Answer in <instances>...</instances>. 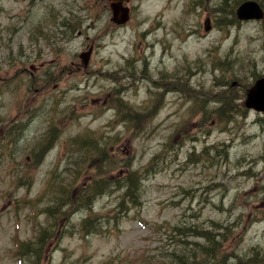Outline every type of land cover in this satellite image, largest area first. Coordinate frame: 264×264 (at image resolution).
Instances as JSON below:
<instances>
[{"label":"rangeland","instance_id":"obj_1","mask_svg":"<svg viewBox=\"0 0 264 264\" xmlns=\"http://www.w3.org/2000/svg\"><path fill=\"white\" fill-rule=\"evenodd\" d=\"M244 1L130 0L118 25L110 0H0V264L47 227L35 264L200 257L205 238L176 225L217 233L207 264L264 261V112L245 106L264 18L239 19ZM129 168L140 198L121 208ZM103 175L113 185L79 204Z\"/></svg>","mask_w":264,"mask_h":264},{"label":"trees","instance_id":"obj_2","mask_svg":"<svg viewBox=\"0 0 264 264\" xmlns=\"http://www.w3.org/2000/svg\"><path fill=\"white\" fill-rule=\"evenodd\" d=\"M173 82L174 84L182 85V82L179 79H175ZM219 110L222 112V106L216 108L215 113H218ZM208 111L209 110H206L205 114H207ZM129 114L139 116V113L137 112H134V113L132 112ZM128 119L135 126H137L140 123V120L136 118L128 117ZM92 143L90 146L86 147V152H87V157L89 159L93 158L94 160L98 157V155H93L92 148L94 146H97V143L94 141ZM155 163H153L152 166H154ZM106 170L107 171L113 170V168L109 167ZM140 174L137 171L134 172L132 168H129V172L125 174V177L123 179L118 176V178L120 179L119 180L117 179V181L122 180V183L127 188L125 190L124 196H122V199L120 200V203L118 204L119 207L122 208L124 204L127 205V203L131 199L140 198V194L138 193L139 189L142 187L141 180L139 179ZM107 180L108 179L105 178V175H103L102 177L96 178V180L92 181L88 188L87 193L84 192L81 195L82 200H79V204L81 205L90 204L92 202L91 199L94 196H97L98 194L104 192L107 186L113 185L110 181H107ZM123 184H120V182H116L117 188L118 186H121L123 188ZM64 190H65V187L62 189L61 194H59V196H57L53 200V202L50 204L51 206L48 207L49 215L54 214V211H53L54 208L56 209V208H59L60 206L66 205L64 202H60V199H59L60 195L64 193ZM71 196L72 194L69 195L68 198L70 199ZM70 202L72 201L70 200ZM115 213H116V218L119 220L120 212H115ZM65 217H66V213L62 215V219H64ZM89 220L90 219H87L86 222H88ZM92 220H95V219L92 218ZM173 229L179 234H185V235H190L194 237L205 238L206 242L203 245H199L200 246L199 249L202 253L200 257H197L198 253H192L190 249L186 248L176 253L174 258L169 264H207L209 260H215V262H217L218 258L219 259L222 258L223 254L222 252L221 253L219 252V249L221 248V246H219V241L216 239L217 233L213 231L212 229L206 228L203 230H194L193 228L188 227V225L187 226L176 225L173 227ZM53 236H54V233L53 231H51V227H47L46 229L41 228L34 239L20 241L19 246H18V252L22 256L20 259L21 260L20 264H35L32 261L36 260V258H33V260L30 261L26 259V256H30V257L41 256L42 257L43 252L46 253L47 248H48V243L50 239H52ZM261 259H264V257H262Z\"/></svg>","mask_w":264,"mask_h":264},{"label":"water","instance_id":"obj_3","mask_svg":"<svg viewBox=\"0 0 264 264\" xmlns=\"http://www.w3.org/2000/svg\"><path fill=\"white\" fill-rule=\"evenodd\" d=\"M123 3L124 0H112L113 20L118 24L126 23L130 19V9L124 6ZM237 16L243 20L262 19L264 17V9L257 1L248 0L239 6ZM82 56L88 62L90 51L82 54ZM245 105L248 108L264 111V77L259 78L249 89ZM261 264H264V262Z\"/></svg>","mask_w":264,"mask_h":264}]
</instances>
